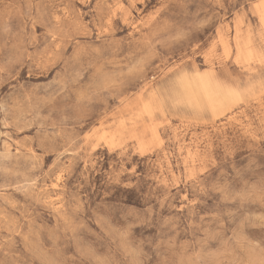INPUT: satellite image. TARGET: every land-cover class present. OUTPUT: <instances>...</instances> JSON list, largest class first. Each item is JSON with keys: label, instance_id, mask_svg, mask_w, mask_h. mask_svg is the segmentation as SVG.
Wrapping results in <instances>:
<instances>
[{"label": "rangeland", "instance_id": "rangeland-1", "mask_svg": "<svg viewBox=\"0 0 264 264\" xmlns=\"http://www.w3.org/2000/svg\"><path fill=\"white\" fill-rule=\"evenodd\" d=\"M0 264H264V0H0Z\"/></svg>", "mask_w": 264, "mask_h": 264}, {"label": "snow or ice", "instance_id": "snow-or-ice-1", "mask_svg": "<svg viewBox=\"0 0 264 264\" xmlns=\"http://www.w3.org/2000/svg\"><path fill=\"white\" fill-rule=\"evenodd\" d=\"M216 7L219 9H226L228 7L229 0H215ZM235 6V5H234ZM132 88L137 87V84L133 83L131 84ZM150 106H146V110H149Z\"/></svg>", "mask_w": 264, "mask_h": 264}, {"label": "bare ground", "instance_id": "bare-ground-1", "mask_svg": "<svg viewBox=\"0 0 264 264\" xmlns=\"http://www.w3.org/2000/svg\"><path fill=\"white\" fill-rule=\"evenodd\" d=\"M201 85V84H200ZM202 86V85H201ZM200 87V86H199ZM203 90V89H202ZM201 90V91H202ZM204 91V90H203ZM203 96H205V95H203ZM207 96V95H206ZM209 96H207V98H208ZM206 99V98H205ZM208 99H210V97L208 98ZM207 100V99H206ZM217 103V102H216ZM218 104V103H217ZM211 105V104H210ZM216 105V104H215ZM207 106V105H206ZM212 109V108H211Z\"/></svg>", "mask_w": 264, "mask_h": 264}]
</instances>
